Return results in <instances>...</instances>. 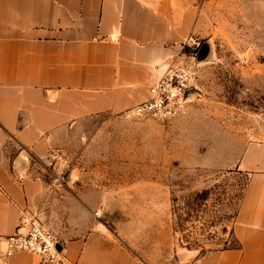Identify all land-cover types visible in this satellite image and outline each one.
Returning <instances> with one entry per match:
<instances>
[{"label":"crops","instance_id":"obj_1","mask_svg":"<svg viewBox=\"0 0 264 264\" xmlns=\"http://www.w3.org/2000/svg\"><path fill=\"white\" fill-rule=\"evenodd\" d=\"M198 17V0H0V264H47L5 254L25 211L49 224L65 264H167V216L107 217L105 201L53 198L37 164L54 162L60 136L88 118L144 102L164 67L189 57ZM238 169L248 181L237 245L182 251L180 264H264V143L250 144Z\"/></svg>","mask_w":264,"mask_h":264},{"label":"rangeland","instance_id":"obj_2","mask_svg":"<svg viewBox=\"0 0 264 264\" xmlns=\"http://www.w3.org/2000/svg\"><path fill=\"white\" fill-rule=\"evenodd\" d=\"M198 3L195 45L181 63L198 75L186 114L96 115L60 136L54 162L37 164L53 198L105 201L107 217L167 216L169 241L158 235L167 264H175L173 251L180 264L182 251L201 256L237 245L248 181L238 163L250 144L264 143V0ZM203 45L208 53L198 59Z\"/></svg>","mask_w":264,"mask_h":264},{"label":"built area","instance_id":"obj_3","mask_svg":"<svg viewBox=\"0 0 264 264\" xmlns=\"http://www.w3.org/2000/svg\"><path fill=\"white\" fill-rule=\"evenodd\" d=\"M150 85L144 102L127 109V117L152 116L160 121L186 114L198 87V75L182 64L167 65ZM7 256L26 251L43 263L65 264L58 239L49 224L32 212H23L15 234L4 238Z\"/></svg>","mask_w":264,"mask_h":264},{"label":"water","instance_id":"obj_4","mask_svg":"<svg viewBox=\"0 0 264 264\" xmlns=\"http://www.w3.org/2000/svg\"><path fill=\"white\" fill-rule=\"evenodd\" d=\"M207 53H208V45H203L200 47V49L197 52V58L203 59L206 57ZM59 248H60V246H59Z\"/></svg>","mask_w":264,"mask_h":264}]
</instances>
